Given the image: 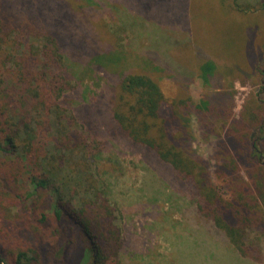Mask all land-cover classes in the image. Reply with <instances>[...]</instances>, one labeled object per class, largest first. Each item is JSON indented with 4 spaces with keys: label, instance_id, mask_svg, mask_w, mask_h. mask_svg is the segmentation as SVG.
<instances>
[{
    "label": "trees",
    "instance_id": "16d2710c",
    "mask_svg": "<svg viewBox=\"0 0 264 264\" xmlns=\"http://www.w3.org/2000/svg\"><path fill=\"white\" fill-rule=\"evenodd\" d=\"M231 1L241 15L264 9V0L249 6ZM143 8L114 0H0L5 264H42L49 252L50 264H155V256L168 264H264V164L257 135L247 136V179L239 172V153L217 151L211 164L192 149L195 124L203 133L219 134L216 124L230 115L224 97L230 101L232 93L221 91L215 61L189 36ZM104 20L110 28L106 39ZM127 30L133 37L127 39ZM182 42L191 44L189 52ZM133 55L186 89L200 77L207 93L198 103L186 96L167 104L158 81L132 69ZM196 58L203 62L194 68ZM253 71L264 74V67ZM261 105L249 111L248 128L263 120ZM243 130L230 122L231 146L234 135L245 136ZM124 147L140 155L147 171L155 165L164 171L157 176L161 187L144 183L142 195L134 197L148 198L142 202L148 220L118 206L114 188L122 184L111 176L122 173ZM224 148L222 143L219 150ZM162 188L168 192L164 198ZM36 224L43 227L42 237L36 227L34 235L30 231ZM131 225L141 228L133 247ZM33 236L38 240L31 247ZM157 237L165 242L159 253Z\"/></svg>",
    "mask_w": 264,
    "mask_h": 264
},
{
    "label": "rangeland",
    "instance_id": "374dc122",
    "mask_svg": "<svg viewBox=\"0 0 264 264\" xmlns=\"http://www.w3.org/2000/svg\"><path fill=\"white\" fill-rule=\"evenodd\" d=\"M114 1L117 3L126 2L135 8L144 7L147 14H153L156 17H163L179 30L181 36H189V39L194 47L200 48L212 61H215L217 66L216 71L222 77L221 91L223 93H232L230 101L226 100L224 97L225 101H227V109L228 111L230 110V115L224 123L218 122L216 124L219 129V134H216L215 132L203 133L201 128L196 126L194 123L195 127H192L193 141L191 143V147L192 149H198L203 158L208 160L211 164H214L216 163V159H214L213 154L220 151V146L223 143L225 147L224 151H220L219 154L217 152V155L227 156L229 154L227 152L230 151L233 153H239L240 158L242 159L240 160V164L242 166L239 172L244 179H247V170L250 169L248 158L251 152L250 137H247L249 134H257L255 141L258 152H256L262 160L260 162L264 164V139L260 140L262 139L261 137H264V74L253 71V67L255 66H258L259 69L264 67V58L261 59L264 50L259 47L260 45H264V9L256 10L254 12L255 15L246 16L241 15V13H238L235 10L234 5L232 4L233 1L231 0L226 2L228 5L223 3V0ZM239 1L242 5L249 6L254 5L255 1L258 0ZM106 25L107 23L105 20L101 21L102 37L104 39L110 36L108 30L109 27L107 28L108 25ZM164 28L170 27L164 26ZM126 37L127 39L129 37H133V32L127 30ZM125 39L122 41V44H124ZM188 46L191 47V44L186 42L181 43V47L183 49ZM248 46L250 48L247 49ZM189 51L190 48L188 47L185 52ZM246 54L251 57L250 61L248 60V56ZM196 59L197 60L193 62L194 68L198 67L199 64H201V61L203 62V59ZM132 62L131 66L133 70L147 72L158 81L167 104H176L186 96L190 97L193 102L198 103L202 96L207 93L208 86L205 85L202 79L198 76L194 78L191 83H189V86L186 89L185 83L174 82L168 74L156 71L154 68L143 64L141 60L136 57V55H133ZM255 99L258 101L255 102ZM258 105H261L263 120L257 126L259 129L257 127H252V129L248 128V113L249 111L257 108ZM231 121L239 122L245 126V130L240 132L245 135L244 137L233 134L237 137L235 138L237 141L236 144L232 146L230 145L229 138L227 137H230V134H226ZM246 127L248 129H246ZM122 151V162L120 166L122 173L114 170V175L111 176L117 177L122 184L121 187H118L119 185L117 183L114 188L118 195V206L122 205V210H125L128 214L133 211L139 214V216H137L139 219L148 220V217L144 218L142 215V212L145 210L144 206H142V202L147 201L148 198L146 196H142L141 201L134 202V197L142 195V188L145 184L150 185L152 189L155 183L161 187L163 185V183H161L162 180L157 176H163L164 171L157 165H155L154 171H147L146 163L139 162L138 159L140 158V155L135 153V150L124 147ZM245 167H247V169ZM109 168L110 167L107 169ZM37 170L39 171L40 167ZM214 174L216 176V173ZM144 180L146 182H144ZM160 191L163 193L162 198L165 197V193H168L165 192L163 188L160 189ZM146 193H148V191H146ZM135 206H137V211H134V208L132 209V207ZM122 210L120 209L123 213ZM47 212L49 213V211ZM174 217L177 218L178 214L175 213ZM139 223L141 225L144 221H137L136 224ZM33 227L38 229V235L42 237L41 232L44 234L42 225L36 224L35 226H32V228H30L32 235L35 233L33 231ZM140 229L141 228L139 226V230L137 231L132 225L129 228L128 239L132 247L140 243L138 241ZM159 234L161 235L163 232H160ZM36 240H38V238L33 236V240L29 246H35ZM155 243L159 245V250L157 251L159 253L160 250L162 251L165 242L160 237H157ZM43 253L47 252L44 250ZM49 254L48 256L44 255L42 264H50ZM166 261V258L155 256V264H166Z\"/></svg>",
    "mask_w": 264,
    "mask_h": 264
},
{
    "label": "water",
    "instance_id": "95a60500",
    "mask_svg": "<svg viewBox=\"0 0 264 264\" xmlns=\"http://www.w3.org/2000/svg\"><path fill=\"white\" fill-rule=\"evenodd\" d=\"M0 264H5L2 260H0Z\"/></svg>",
    "mask_w": 264,
    "mask_h": 264
},
{
    "label": "flooded vegetation",
    "instance_id": "af4514ba",
    "mask_svg": "<svg viewBox=\"0 0 264 264\" xmlns=\"http://www.w3.org/2000/svg\"><path fill=\"white\" fill-rule=\"evenodd\" d=\"M257 135V134H256Z\"/></svg>",
    "mask_w": 264,
    "mask_h": 264
}]
</instances>
